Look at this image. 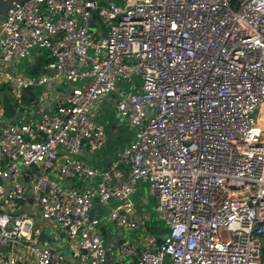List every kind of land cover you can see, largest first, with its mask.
Listing matches in <instances>:
<instances>
[{
    "label": "built area",
    "instance_id": "built-area-1",
    "mask_svg": "<svg viewBox=\"0 0 264 264\" xmlns=\"http://www.w3.org/2000/svg\"><path fill=\"white\" fill-rule=\"evenodd\" d=\"M32 48L47 49L50 72L23 75ZM59 78L69 90L53 111L0 127V264H108L102 218L141 228L142 241L115 248L131 264H264V0L7 7L0 86ZM109 100L132 140L104 166L86 163L84 150L106 145L92 111ZM139 181L155 196L162 236L138 215ZM96 205L107 217L90 218ZM44 225L61 230L66 251L40 241Z\"/></svg>",
    "mask_w": 264,
    "mask_h": 264
},
{
    "label": "crops",
    "instance_id": "crops-1",
    "mask_svg": "<svg viewBox=\"0 0 264 264\" xmlns=\"http://www.w3.org/2000/svg\"><path fill=\"white\" fill-rule=\"evenodd\" d=\"M32 55H30L27 59L28 61V67L30 68V73L32 74H28V76H32V77H37L38 75H41L43 73H48L50 72L45 64L46 61L48 60V52H43V49H35L32 51ZM39 85H35L34 87H37ZM44 88V91L42 92L43 94H41V97L38 99V110H34V103L35 101V94H36V89H33L34 87H30L29 90H21L20 93L18 92L16 94L17 98H19V100L28 103L27 105L23 106V109H18V110H6V108H4L1 112L2 115H8V120L11 121H16V117L17 115H22L25 116V119L27 121L25 122H31L34 119H37L38 117V112L41 110H45V111H53L54 110V104H52V102L57 98L63 97L69 90V87L66 83V81L62 78H59L57 80H55L54 82H50L47 83L45 85H42ZM11 88L9 85H1L0 86V90L1 91H5L7 89ZM105 102V101H103ZM102 103V102H101ZM103 104V103H102ZM95 108V107H94ZM23 122V121H22ZM0 125H1V121H0ZM110 143L107 139L106 145L104 146V148L102 150H100L99 152L96 153H92V157L88 156L86 153L85 155H82V159L84 162L86 163H90V164H94V165H99V166H104L109 158L113 155V153L115 151L110 150ZM94 161V162H91ZM74 184H76L77 186L84 188V187H89L91 186V183L88 181H73ZM149 184L148 182L145 181H139L138 183V190L137 192L133 195V200L135 201V205L137 210H141L139 211L138 215L142 218V221H145V226H146V217H147V213L144 212L143 208H138V205H146L147 200L145 199V196H143L142 193H145V191H148V187ZM151 191V190H150ZM152 193V191H151ZM136 198L140 200V203L137 204L136 203ZM102 220H105L102 219ZM51 229L53 228H49L48 225H44V229H43V233H45V238L50 239V245L59 250H63L66 251V245H65V237L62 234V232H57L58 236L62 237V242H60V240L58 239V236H56L55 240H52V237L50 236V233L52 232ZM161 230H156L155 234L162 236ZM98 231L104 236L105 241H106V247H107V262L108 264H131L133 262L132 258H122L120 260H117L116 258V254H115V245L117 244V242H119L120 240L123 239H127V240H131V241H135L136 239L138 240H143L142 237L144 236L142 233L141 228H138L136 230H132V231H128L129 233L134 232V236H130V237H124L122 234L121 236H119L117 234V232L113 231L111 228L106 227V225L103 224V221H101V224H99L98 226ZM166 231L164 230L163 233H165ZM116 233V234H114ZM46 242V241H45ZM54 242V244H53Z\"/></svg>",
    "mask_w": 264,
    "mask_h": 264
},
{
    "label": "rangeland",
    "instance_id": "rangeland-1",
    "mask_svg": "<svg viewBox=\"0 0 264 264\" xmlns=\"http://www.w3.org/2000/svg\"><path fill=\"white\" fill-rule=\"evenodd\" d=\"M1 18L2 16L0 17V19ZM99 26L100 25L98 24V27ZM36 49H43V48H36ZM33 50L35 49L32 48L31 51ZM46 51L47 49H43V52H46ZM32 54L33 53H31V55ZM20 71H22L23 75L25 76H28V74L29 75L32 74L30 73V68L28 67V61L26 58H23L22 61L20 62ZM134 78L135 80L139 79L137 78V76H135ZM29 89L30 88H27L24 90H29ZM33 89H36V94H35L36 102L34 103V106H35L34 110L37 111L38 110V99L41 97V94H43L42 92L44 91V88L43 86H37V87H34ZM18 92L20 93V90L13 89V88H9L5 91L0 90V121H1V124L6 122L5 120L8 119V115L5 116L1 114L4 108H6L7 111L8 110H18L21 108L23 109V106L28 104L26 102L19 100V98H17L16 94ZM102 103L95 106V108L92 111V118L94 121L104 124L106 131H107V139L110 143V146H109L110 150L119 151L124 146L130 143V141L132 140L133 131L128 125H126L123 121H120L118 119L113 100L105 101ZM16 120L17 121L21 120L23 122L27 121L25 119V116H22V115H17ZM86 153H87V150H84L82 154H86ZM88 156L92 157V153L87 154V157ZM91 162H94V161H91ZM147 188L149 192H147L146 190L145 193H142L143 196H145V199L147 200L146 205L139 204L140 200L136 198V203L139 204L138 208H143L144 212L147 213L148 217L146 219V226H147L146 228H149L150 233H155L156 230H161V229H164L166 231L167 225L160 220L155 210V206H156L155 196L153 193H151L150 191L151 189L149 188V186ZM108 213H109V209L106 206H103L104 217H107ZM103 224L106 225V227H109L113 231L117 232L119 236H121V234L125 238L134 236V232L129 233L128 231H124L118 228L117 226H115L114 224L109 223L108 220H106V222L103 220ZM56 230H59L61 232L60 229H51L52 232L50 233V236L52 237L53 241L55 240L56 236H58V234L56 233ZM58 239L60 240V242H62L63 238L61 236L60 237L58 236ZM105 244H106V241H105ZM116 245H115V248H116Z\"/></svg>",
    "mask_w": 264,
    "mask_h": 264
},
{
    "label": "water",
    "instance_id": "water-1",
    "mask_svg": "<svg viewBox=\"0 0 264 264\" xmlns=\"http://www.w3.org/2000/svg\"><path fill=\"white\" fill-rule=\"evenodd\" d=\"M22 1H24V0H0V17L4 14L7 7L12 5L13 3H18V2H22ZM92 18L94 19L95 15H93ZM102 215H103V209L100 205H96L93 210L89 211L90 218L101 217ZM39 239L42 242L46 241V243H50V239L45 238V233L40 234Z\"/></svg>",
    "mask_w": 264,
    "mask_h": 264
}]
</instances>
